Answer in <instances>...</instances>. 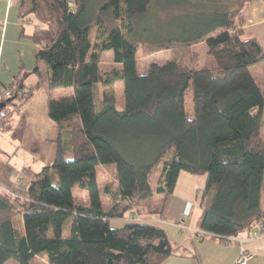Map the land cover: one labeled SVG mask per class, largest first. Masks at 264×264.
Here are the masks:
<instances>
[{
	"label": "trees",
	"instance_id": "1",
	"mask_svg": "<svg viewBox=\"0 0 264 264\" xmlns=\"http://www.w3.org/2000/svg\"><path fill=\"white\" fill-rule=\"evenodd\" d=\"M152 1L106 0L92 17L83 0H21L23 25L28 15L36 21L30 35L24 26L21 34L36 45L37 65L0 88V108L9 117L40 87L60 90L48 104L58 150L27 197L0 190V264H33L41 255L46 264H161L171 255L170 241L146 221L162 217L181 172L206 176L199 231L224 239L257 226L264 232V92L250 71L264 51L257 39L243 38L247 0H202L213 8L189 27L196 34L164 45L171 59L139 74L131 36ZM201 47L217 67L203 66ZM105 51L120 68L101 70ZM0 128L21 139L25 115L15 128ZM110 164L117 185L106 187L113 195L104 210L97 167ZM75 186L87 192V204L77 201ZM134 212L137 221L111 226ZM70 216L68 234L51 235Z\"/></svg>",
	"mask_w": 264,
	"mask_h": 264
},
{
	"label": "crops",
	"instance_id": "2",
	"mask_svg": "<svg viewBox=\"0 0 264 264\" xmlns=\"http://www.w3.org/2000/svg\"><path fill=\"white\" fill-rule=\"evenodd\" d=\"M20 2L0 0L1 89L8 87L22 68L33 71L37 65L36 45L21 34L24 26L25 33L30 35L36 23L23 25ZM243 38L257 39L264 51V0H247ZM103 64L109 67L103 72L121 67L114 61V54L113 60L110 57L104 61L102 55L101 66ZM39 67L44 69V64L41 63ZM250 71L264 92V61L251 66ZM34 83L35 79L28 80V86L32 87ZM61 94L60 90L50 91L44 85L19 109L9 112L5 122H1L8 128H15L20 114L26 118V129L19 140L12 138L11 131L0 128V133L7 134V139L0 136V190L27 197V189L33 178L54 162L58 150V127L49 116L48 104L50 97H59ZM203 184L204 181L194 174L182 175L181 172L174 193L166 201L162 217L148 220L163 229L170 241L171 255L161 264H233L242 247L252 255L248 264H264V232L260 226L250 233L245 232L229 239L199 231L197 223L203 213L204 193L200 202L199 197ZM262 202L264 206V190ZM136 217L139 218L135 212L130 216L133 219ZM18 218L21 224L22 219ZM56 226L58 224L52 230ZM60 226V233L56 236L65 235L64 224Z\"/></svg>",
	"mask_w": 264,
	"mask_h": 264
},
{
	"label": "rangeland",
	"instance_id": "3",
	"mask_svg": "<svg viewBox=\"0 0 264 264\" xmlns=\"http://www.w3.org/2000/svg\"><path fill=\"white\" fill-rule=\"evenodd\" d=\"M90 15L96 16L98 14L99 8L106 0H83ZM74 1L71 2V5ZM213 8L210 4L203 2L202 0H153L148 12L137 18V24L135 30L132 33L131 38L137 44V70L139 74H146L149 71L150 65L157 62H166L171 59V50L162 49L164 45L169 43H179L186 39L185 37L196 34L195 31H190L192 28L190 26L200 24L207 19V16H203L204 13H208V10ZM31 15L26 16L25 21L28 23L36 22L31 18ZM206 17V19H205ZM29 20V21H28ZM120 26L123 27V21L118 22ZM96 27L92 29V37L94 36ZM126 32V29L123 30ZM188 32L190 34H188ZM205 56L203 66L205 68H215L217 67L215 60L209 56L205 55V49H202ZM103 61L107 58H112L113 52L105 51L103 52ZM210 60L212 62H210ZM107 65L103 64L101 70H106ZM109 68V67H108ZM117 93V103L116 106L119 110L124 108V87L121 81L117 82L115 85ZM191 103L188 99V109L191 110ZM6 132H1L0 136L5 137ZM115 165H99L97 167V180L101 193L102 207L104 210H108L110 207L112 195L107 192L106 187L110 186L113 190L115 189V177H114ZM187 174V172H182ZM190 174V173H189ZM198 179L204 181L202 192L199 197V202L201 201L202 195L205 189L206 177L204 175H195ZM74 196L77 201L88 203V195L86 191H79L78 187L75 186L73 190ZM208 200V199H207ZM131 214L126 220H112L111 226L120 228L127 223H132L137 221L136 218H130ZM73 217L70 216L64 222V234H68ZM123 221V222H122ZM120 222H122L120 224ZM146 223H149L146 221ZM151 224V223H149ZM60 224L56 226L52 231L51 235L56 236L60 233ZM19 228L23 230V225ZM5 264H18L15 260H9ZM33 264H46L44 256H38L34 258Z\"/></svg>",
	"mask_w": 264,
	"mask_h": 264
},
{
	"label": "built area",
	"instance_id": "4",
	"mask_svg": "<svg viewBox=\"0 0 264 264\" xmlns=\"http://www.w3.org/2000/svg\"><path fill=\"white\" fill-rule=\"evenodd\" d=\"M9 96V92L5 91L1 97L6 98ZM8 118V112L4 108H0V123L5 121ZM252 257L251 253L242 247L238 253L237 258L233 264H248L250 258Z\"/></svg>",
	"mask_w": 264,
	"mask_h": 264
}]
</instances>
